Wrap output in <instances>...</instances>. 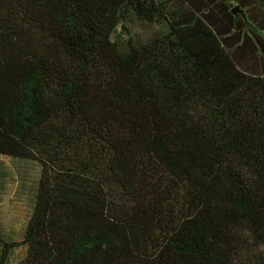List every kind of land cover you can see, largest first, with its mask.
<instances>
[{"label":"trees","instance_id":"16d2710c","mask_svg":"<svg viewBox=\"0 0 264 264\" xmlns=\"http://www.w3.org/2000/svg\"><path fill=\"white\" fill-rule=\"evenodd\" d=\"M0 155V264H264V0H0Z\"/></svg>","mask_w":264,"mask_h":264},{"label":"rangeland","instance_id":"374dc122","mask_svg":"<svg viewBox=\"0 0 264 264\" xmlns=\"http://www.w3.org/2000/svg\"><path fill=\"white\" fill-rule=\"evenodd\" d=\"M38 173L36 166L0 155V234L19 240L31 212ZM22 247L6 264H17Z\"/></svg>","mask_w":264,"mask_h":264}]
</instances>
